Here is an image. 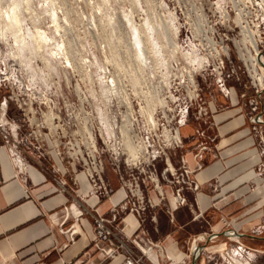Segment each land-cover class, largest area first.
I'll use <instances>...</instances> for the list:
<instances>
[{
	"label": "built area",
	"instance_id": "built-area-1",
	"mask_svg": "<svg viewBox=\"0 0 264 264\" xmlns=\"http://www.w3.org/2000/svg\"><path fill=\"white\" fill-rule=\"evenodd\" d=\"M87 1L91 2V0ZM173 2V0H132V3L139 5L140 13L125 15L124 27L120 24L121 28H117L112 16H107V29L104 30L108 36L124 39L119 45L101 44L97 47L101 52H108L109 57H105L100 71L95 73L91 80L94 91L93 118L103 130L121 134L122 142L119 145L126 152L122 151L120 159L126 155L122 161L124 169L135 171L137 175L140 174L139 168L144 171L143 164L153 166L157 158L161 155L165 156V150L183 146L180 130L190 121L200 124L197 135L201 141L196 149L199 151L210 149L215 139L209 136L208 132L216 127V122L214 112L210 109L211 102L206 97L204 88L200 86V83H206L208 79H211L212 84L225 98L229 97V87L232 83L240 87L238 97L242 107L246 108L252 129L259 134V141L264 147V56L262 55L264 54V0H205L204 14L199 22L196 20L191 22L192 19L189 17H184L186 21L179 22ZM86 20L90 24L89 30L96 34L93 16ZM36 22L37 19L35 25ZM63 33L64 29L61 26L59 36ZM56 36L58 37L57 34ZM123 42L125 44H122ZM114 60H118V63ZM118 66L123 68L121 74ZM103 103L113 113H109L111 117L109 123L101 125L98 116L101 112L100 104ZM6 125H9V135L5 133ZM17 129H20L17 125L11 127L4 119H0V132L4 134L2 148L5 149L7 158L15 168L16 176H25L29 167L35 166L43 173L50 172L54 191L78 197L77 173L81 166L90 184L88 195L109 197L114 194L109 181L105 180L103 158L95 155L98 153L95 146L91 151V162H86L82 157L77 156V151H73L66 161L70 172L69 177H66L67 169L63 171L53 157L45 161V158L27 152L31 136L27 134L24 140L18 141L14 139ZM139 134H148V136L143 138ZM150 134H155V142L152 141ZM45 135L42 139V147H48V136ZM102 143L107 146L106 141L102 140ZM197 156L196 153L195 166L201 168ZM116 158L114 164L117 163L115 166L119 175V189L124 191V197L118 203L112 204L106 215L97 211L92 215L95 230L89 251L94 248L101 250L100 246L107 242L112 247L117 245L123 247L124 242L121 240L113 244L111 236L113 231L124 223L122 229L124 236L126 238L135 236L133 243L142 252L137 259L124 258V264L139 262L157 264L159 255L163 256L168 264H194L191 263L190 258L193 261L197 259L200 251L197 245L205 239H217L220 235L235 239V245L226 254L242 256L245 250L239 241L241 233L236 232L235 236H231L229 235L231 229L222 234L211 230L209 233L193 236L185 244L191 251L180 261L173 260L165 251L163 254L162 244L152 241L140 221L134 216L138 223L137 230L131 235L127 234L125 214H133L130 207L135 201L140 200L143 204L145 200L139 191L140 180L135 178V192H133ZM56 159L58 161L57 157ZM63 160V158L59 159L62 165ZM165 165L164 174L168 172L170 178L166 177L164 181L170 187L174 206L192 207V203L186 204L182 197L185 189L195 192L200 188L199 183L189 177L192 168H189L184 158H181L179 166L174 168L169 158L165 156ZM156 183L157 191L162 197L166 192L158 186V180ZM82 198L84 197L80 199L79 208L73 204L64 207L66 218L69 212L75 222L84 216L86 206ZM81 201L84 202L83 205ZM223 202L224 205H229L234 199L225 197ZM172 212L173 209L168 207L167 213L173 220ZM198 217L196 215L195 219ZM152 220L155 221V217ZM222 221H225L224 217ZM231 221L233 223L235 220ZM59 233L67 234L68 231L60 228ZM76 233L77 229L71 231L69 243L74 242ZM225 245L226 243H223L224 247ZM63 247L66 248L67 244ZM112 247L105 251L104 260H109L106 257H110ZM201 250L203 251L204 247ZM152 253L155 255V261L150 255ZM252 253H249V256L254 255Z\"/></svg>",
	"mask_w": 264,
	"mask_h": 264
},
{
	"label": "rangeland",
	"instance_id": "rangeland-1",
	"mask_svg": "<svg viewBox=\"0 0 264 264\" xmlns=\"http://www.w3.org/2000/svg\"><path fill=\"white\" fill-rule=\"evenodd\" d=\"M173 1L179 22L186 21L184 17L191 18V22L195 20L199 22L200 17L204 14L205 0ZM53 3V6L56 7L58 5L56 8L57 10L59 9V26L57 29L46 9L51 6L49 5V7H47L49 2L42 3L41 0H34L31 6L32 11L22 16L24 22L22 23V27L26 34L27 32L33 33L36 29H41L44 32L43 37L54 38L50 42L53 46L48 47L43 43L40 48L37 46L39 44H36L31 41L33 40L32 38H29L28 44L25 45L23 49L17 50L11 38L9 39L10 42L7 44L0 41V119H4L11 127L17 125L20 128L14 133V139L18 141L24 140V136L29 134L31 136L29 140L30 147L27 148V152H31L33 156L45 158V161H48L49 157H53L57 164L63 168V171L67 169L66 177L70 175L66 161L69 160L73 151H77V156L82 157L86 162H91V151L93 150V146H95L98 152L95 153V155L102 157L105 164V180H108L111 188L114 189L115 183L119 185V175L116 168L117 163L114 164V158L117 157L116 159L119 160L120 170L124 178L127 179V184L131 186L133 192H135V178L140 180L141 185L139 191L142 193L145 200L143 204L140 200L131 204L132 206L130 209L133 210L134 215L129 213L125 214L124 217H136L140 221L143 229L149 234L147 223L155 217L154 211L158 208L166 209L167 195L164 193L161 197L156 188L157 180L158 186L162 187L163 190L169 187L164 181L166 177L170 178L168 172L164 174V169L166 167L165 156L169 158L174 168L179 166L181 158L187 161V158H185L183 129H185L190 122L180 130V136L183 141V146L181 148L165 150V156L161 155V157L157 158L153 166H146L147 164H143L142 166H145L144 171L139 168L140 174L138 175L135 171L131 172L125 170L122 161L126 155H123L120 159L122 151L126 152V150L119 145L122 142L121 134L103 130L98 126V122L94 121V104L92 100L94 91L91 80L94 74L100 71L101 66L104 64L103 60L105 57H109L108 52H101L97 50V47L101 44L119 45L124 39L123 37H115L113 35L108 36L104 33V30L107 29V16H112L114 18L117 28H121V26L124 27V16H129L130 13L133 15L139 14V5L132 3V0H91L90 3L87 0H54ZM31 15H33L32 18L34 17L33 21L30 19ZM91 16H93L94 19L95 28L97 30L96 34L89 30L90 24L89 21L86 20V18L89 19ZM36 19L38 22L35 25ZM61 26L64 29V33L62 36H59ZM59 43L61 45H59ZM122 44L125 43L123 42ZM60 47L61 51L58 50ZM50 49H52L51 51L53 52L58 50V56H51L49 52H47L48 50L50 51ZM114 62L118 63V60H114ZM93 67H95V69ZM118 71L121 74L123 68L119 67ZM200 86L204 88V93L209 99L213 94L211 87L213 88L214 86L211 79H208L206 83H200ZM218 92L220 91L218 90ZM99 109L101 111L98 116L100 124L109 123L111 119L109 113L113 112H110V108L104 103L100 104ZM246 118L249 122L247 114ZM41 126L45 128H40ZM8 127L9 125L5 127V133L7 135L10 134ZM217 127L216 124L214 130L208 132V135L215 139L209 150L199 151L195 148L201 141V138L196 134L198 137L197 145L195 144L191 152L193 156L197 153V160L201 168L194 165L192 173L189 175L191 180L196 181L195 174L204 167V152L211 154L213 159L219 158V150L217 147H219L218 143L221 137L217 134ZM250 131L251 135L254 137V147L257 149V154L260 159L259 163L254 168L255 175L260 179H264V147L259 141V134L255 132L251 126ZM45 134L48 136V147H42L41 144ZM3 135L4 134L0 132V168L3 172L2 174H6L5 171L9 167V162L7 160V153L5 149L2 148L4 145ZM139 135L143 138L148 136V134ZM150 135L152 136V141L155 142V134ZM102 140L106 141L107 146L102 143ZM149 150L151 151V149ZM61 158L64 159L63 165L59 163V159ZM189 168L191 167L189 166ZM78 171L77 178L80 185L78 192L84 194L89 192L90 184L81 166ZM213 183L217 184L216 182ZM247 186L249 192H253L256 189V185L251 181L247 183ZM201 189L200 187L199 190L195 192L190 189H185L182 193V197L185 199L186 204H190L191 202L187 194L191 193L193 195L194 201L192 205L196 206V215L199 216L198 219L204 221V214L200 213L196 202V195ZM154 195L156 197H153ZM87 196L95 197L93 195ZM111 196L95 198L99 201H103L109 200ZM225 196L226 198H233L234 202L233 206L227 209L228 211H215L218 217L217 221L221 226L218 231L219 234L229 229H234L233 225L242 221L250 208L249 204L245 201V197L242 195H238L232 191ZM86 199L87 198H82L83 201ZM148 200H150V203H148ZM83 201H81V205L84 204ZM158 202L159 206L157 205ZM172 202L174 203L173 198ZM88 204L94 206L95 199H89ZM185 206L189 207V205ZM110 208L111 206L109 209ZM107 213H104V215ZM223 217L225 221H222ZM231 220L235 221L232 223ZM123 228L124 223H121L117 229L113 231V236H111V242L113 244L121 240L124 242L123 247H119L118 245V248L115 246L112 247L110 243L107 242L100 246L101 250L94 248L90 250L88 254H97L103 259L105 258L103 257L105 251L107 252L108 248L112 247L113 251L110 252V257H106L109 261L118 259L120 260V264H124V258H139L142 252L139 247L133 243V239H136L135 236L126 238L123 234L124 231L122 232ZM240 232L243 231L240 230ZM263 233L264 221L263 223L251 226L248 230V234H255L257 236H261ZM199 234H204V231ZM149 236L150 235H148V237ZM239 241L243 244L245 250L241 257L233 256L232 253L226 254L235 245V239L227 238L224 235L213 240L205 239L197 245L200 248V255L196 257L197 259L195 258V264L201 256L206 258L207 264H246L247 262L250 264H263L262 262H258V256L263 253V251L254 248V246L241 239H239ZM223 243H226L225 247ZM181 246V249L185 253L188 254L191 251L184 242ZM202 246L204 247L203 251L201 250V248H203ZM252 251L256 253H252ZM249 253L254 255L249 256ZM163 254H165L164 249ZM150 255L153 258L154 254L152 253ZM153 261H155V258H153ZM138 264L145 263L139 262ZM165 264H168L166 260Z\"/></svg>",
	"mask_w": 264,
	"mask_h": 264
},
{
	"label": "crops",
	"instance_id": "crops-1",
	"mask_svg": "<svg viewBox=\"0 0 264 264\" xmlns=\"http://www.w3.org/2000/svg\"><path fill=\"white\" fill-rule=\"evenodd\" d=\"M211 89L210 109L214 112L218 126L216 131L221 140L218 143L219 158L213 159L211 154L204 152V167L195 174L202 188L196 195V202L198 210L204 214V221L195 219V205L175 207L171 190L166 187V209L154 211L155 221L147 223L148 235L152 241L161 243L165 253L173 260H182L186 256L181 249L183 242L186 244L187 240L203 231L220 230L215 211H228L233 206V203L224 205L223 202L225 195L233 191L244 196L250 208L244 219L233 225L231 231L239 233L242 230L240 239L263 251L258 256V262L264 264V233L261 236L248 234L251 226L264 221V179L255 175L254 168L260 159L254 147L251 123L246 118V108L242 107L238 97L241 89L232 83L228 98L214 86ZM199 128V123L190 121L183 129L185 158L191 168L195 165L191 149L197 145ZM7 160L9 167L6 174H2L0 168V264H120L118 259L109 261L97 254H87L94 234L92 215L96 211L107 213L112 204L124 197V191L119 189L118 184L115 183L114 194L109 200L99 201L88 197L89 192H78V197L69 196L53 190L49 171L43 173L39 168L30 166L25 176H16L15 168ZM250 181L256 185L253 192L248 190L247 183ZM81 197L87 198L84 216L75 222L69 212L66 218L64 207L73 204L79 208ZM187 197L193 203V195L188 193ZM89 199H95L94 206L88 204ZM168 207L173 209V220L167 213ZM125 222L127 234L135 233L138 227L136 219L127 216ZM60 228L68 233H59ZM73 229H77V233L71 244L68 238ZM64 244H67L66 248ZM190 261L192 263L193 259L190 258ZM206 261L201 256L196 264H207ZM156 262L165 264L164 257L159 255Z\"/></svg>",
	"mask_w": 264,
	"mask_h": 264
},
{
	"label": "bare ground",
	"instance_id": "bare-ground-1",
	"mask_svg": "<svg viewBox=\"0 0 264 264\" xmlns=\"http://www.w3.org/2000/svg\"><path fill=\"white\" fill-rule=\"evenodd\" d=\"M33 1L34 0H0V41H3L7 44L8 42H10L9 39L11 38V41L15 44V49H17V50L23 49V47L28 44L29 38H32L33 40H31V41L35 42L36 44H39V45H37L38 47H40L41 44H43V43L48 47L53 46L50 42L54 38L53 37H43L44 32L41 29H36V31L33 33L27 32V34L23 31L22 23H24V22H23L22 16L24 14L32 11L31 6L33 5ZM41 1H42V3L49 2L47 7H49V5H51L49 8H46V9L48 11V14H49L52 22L54 23V25L56 26V29H57V27L59 26L58 25V20H59V11L58 10L59 9L57 10L56 7L58 5L56 7L53 6L54 0H41ZM32 16L33 15L30 16V19H32V21H33L34 17L32 18ZM55 44H57V43H55ZM59 45H61V44L59 43ZM57 47H58V45H57ZM51 50L52 49H50V51L48 50L47 52H49V54L51 56L54 55L56 57V56H58L57 51L58 50L61 51V47L54 52ZM50 55H48V56H50ZM229 232L232 233V234L229 233V235H231V236L236 235V232H234V231H229ZM197 251H199V250H197Z\"/></svg>",
	"mask_w": 264,
	"mask_h": 264
},
{
	"label": "water",
	"instance_id": "water-1",
	"mask_svg": "<svg viewBox=\"0 0 264 264\" xmlns=\"http://www.w3.org/2000/svg\"><path fill=\"white\" fill-rule=\"evenodd\" d=\"M264 56V54H262ZM193 263L195 264V260L193 261Z\"/></svg>",
	"mask_w": 264,
	"mask_h": 264
}]
</instances>
